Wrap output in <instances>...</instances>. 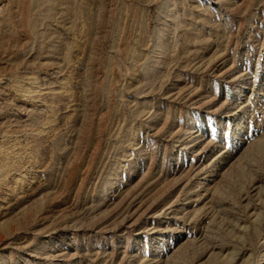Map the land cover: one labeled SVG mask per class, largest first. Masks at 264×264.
<instances>
[{
	"label": "rangeland",
	"instance_id": "rangeland-1",
	"mask_svg": "<svg viewBox=\"0 0 264 264\" xmlns=\"http://www.w3.org/2000/svg\"><path fill=\"white\" fill-rule=\"evenodd\" d=\"M0 264H264V0H0Z\"/></svg>",
	"mask_w": 264,
	"mask_h": 264
}]
</instances>
